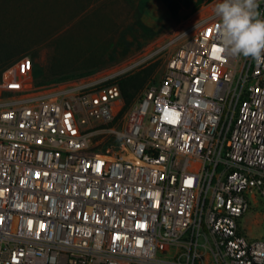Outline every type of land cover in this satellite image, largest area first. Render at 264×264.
Returning a JSON list of instances; mask_svg holds the SVG:
<instances>
[{
  "label": "built area",
  "instance_id": "2783aa9c",
  "mask_svg": "<svg viewBox=\"0 0 264 264\" xmlns=\"http://www.w3.org/2000/svg\"><path fill=\"white\" fill-rule=\"evenodd\" d=\"M219 26L207 15L123 70L46 89L31 57L5 67L0 264H264V235L239 224L264 202V63L227 54ZM171 47L120 119V75Z\"/></svg>",
  "mask_w": 264,
  "mask_h": 264
},
{
  "label": "rangeland",
  "instance_id": "374dc122",
  "mask_svg": "<svg viewBox=\"0 0 264 264\" xmlns=\"http://www.w3.org/2000/svg\"><path fill=\"white\" fill-rule=\"evenodd\" d=\"M217 2L0 0V76L5 67L24 56L34 61V81L40 89L109 76L166 44L179 30L213 14ZM195 4L198 7L191 11ZM173 49L120 75L121 78L132 76L155 65L132 104L146 86L161 81L165 60ZM128 108L123 107L120 119ZM255 200L252 209L239 219L241 232L250 239L264 235V202L259 195ZM189 239L188 232L183 240ZM200 242L204 239L200 238ZM176 250L175 246H166L158 254L172 258ZM205 259L212 260L210 252L205 254Z\"/></svg>",
  "mask_w": 264,
  "mask_h": 264
},
{
  "label": "clouds",
  "instance_id": "9594fccd",
  "mask_svg": "<svg viewBox=\"0 0 264 264\" xmlns=\"http://www.w3.org/2000/svg\"><path fill=\"white\" fill-rule=\"evenodd\" d=\"M258 0H218L213 12L220 18V43L232 57L264 63V17Z\"/></svg>",
  "mask_w": 264,
  "mask_h": 264
},
{
  "label": "trees",
  "instance_id": "16d2710c",
  "mask_svg": "<svg viewBox=\"0 0 264 264\" xmlns=\"http://www.w3.org/2000/svg\"><path fill=\"white\" fill-rule=\"evenodd\" d=\"M197 7H198L197 4L193 5L191 8L192 9L191 11H194ZM154 68H155V65H150V66L142 69L141 71H139L137 74H134V75L128 76V77H124V78L122 77L119 80V85H120L122 96H123V99L125 102V105H124L125 108L131 106V104H132L134 98L136 97L137 93L141 89H143L148 78L153 73ZM108 144H109V142L104 144L102 146V148L105 149Z\"/></svg>",
  "mask_w": 264,
  "mask_h": 264
},
{
  "label": "snow or ice",
  "instance_id": "6c2138e0",
  "mask_svg": "<svg viewBox=\"0 0 264 264\" xmlns=\"http://www.w3.org/2000/svg\"><path fill=\"white\" fill-rule=\"evenodd\" d=\"M217 50H218V49H217ZM172 122H173V123H175L176 121H175V120H173Z\"/></svg>",
  "mask_w": 264,
  "mask_h": 264
}]
</instances>
